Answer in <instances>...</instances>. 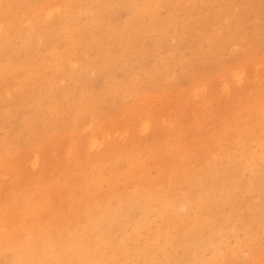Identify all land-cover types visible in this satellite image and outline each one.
<instances>
[{"label": "rangeland", "instance_id": "obj_1", "mask_svg": "<svg viewBox=\"0 0 264 264\" xmlns=\"http://www.w3.org/2000/svg\"><path fill=\"white\" fill-rule=\"evenodd\" d=\"M217 1L0 0V242L37 252L42 231L84 232L74 219L98 201L109 240L155 262L264 264V0ZM164 196L199 223L185 246L169 205L158 217Z\"/></svg>", "mask_w": 264, "mask_h": 264}, {"label": "bare ground", "instance_id": "obj_2", "mask_svg": "<svg viewBox=\"0 0 264 264\" xmlns=\"http://www.w3.org/2000/svg\"><path fill=\"white\" fill-rule=\"evenodd\" d=\"M182 1V0H181ZM218 1H221V0H218ZM217 1V3H219ZM230 1H232V5L233 6H235L234 4L236 3L235 2V0H230ZM237 2H241V0H236ZM9 2V1H8ZM11 2V1H10ZM17 2H18V0H17ZM26 2V1H25ZM193 2V1H192ZM19 3V2H18ZM24 3V2H23ZM23 3H21V4H23ZM178 3V2H177ZM29 4V3H28ZM180 4V3H179ZM184 4V3H183ZM182 4V5H183ZM220 4H221V2H220ZM251 4H253L254 5V3H251ZM260 4V2L258 3V5ZM162 5V4H161ZM212 5V4H211ZM227 5V4H226ZM229 5V7H230V4H228ZM231 5V6H232ZM245 5V4H244ZM12 6V5H11ZM21 6H23V5H21ZM25 6V5H24ZM26 6H28V5H26ZM179 6H181V5H179ZM212 6H214L215 7V5L213 4ZM211 6V7H212ZM236 6H237V9H238V5L236 4ZM242 6V5H241ZM29 7V6H28ZM187 7V6H186ZM222 7H224V6H222ZM242 7H244V6H242ZM217 8V7H216ZM216 8H215V13H217L216 12ZM226 8V7H225ZM225 8H222V9H225ZM246 8V7H245ZM54 9V8H53ZM205 9V8H204ZM218 9V8H217ZM221 9V8H220ZM244 9V8H243ZM49 10V9H48ZM51 10V9H50ZM59 10V9H58ZM77 10V9H76ZM198 10V9H197ZM201 10L203 11V8H201ZM206 10V9H205ZM227 10V9H226ZM230 10H232L231 9V7H230ZM229 10V11H230ZM235 10V9H234ZM233 10V11H234ZM47 11V10H46ZM54 11V10H53ZM74 11H75V9H74ZM187 11V10H186ZM207 11V10H206ZM209 11H212V9L210 10L209 9ZM208 11V12H209ZM220 11V10H219ZM239 11V10H238ZM246 11V10H245ZM24 12H25V10H24ZM44 12V11H43ZM48 12V11H47ZM76 12V11H75ZM171 12V11H170ZM179 12V11H178ZM196 12H201L200 11V9H199V11H196ZM204 12V11H203ZM203 12H201V13H203ZM221 12V11H220ZM46 13V12H45ZM50 13V12H49ZM77 13V12H76ZM234 13H236V12H234ZM192 14V13H191ZM194 14V13H193ZM198 14H200V13H198ZM221 14H223L222 12H221ZM203 15H205V14H203ZM214 16H218V15H215V14H213ZM226 15V14H225ZM233 15V14H232ZM231 15V16H232ZM250 15V14H249ZM88 16V15H87ZM198 16V15H197ZM222 16V15H221ZM236 16V15H235ZM238 16V15H237ZM138 17V16H137ZM199 17H201V16H199ZM203 17H205V16H203ZM100 18V17H99ZM217 18V17H216ZM224 17H222V19H223ZM197 19H199V18H197ZM203 19V18H202ZM64 20V19H63ZM182 20V19H181ZM208 20V19H207ZM211 20V19H210ZM5 21V20H4ZM51 21H52V19H51ZM130 22L131 21H133V20H129ZM220 21H221V19H220ZM219 21V22H220ZM52 22H54V21H52ZM204 22V21H203ZM226 22V21H225ZM234 22H235V20H234ZM202 23V22H201ZM200 23V24H201ZM230 23V22H229ZM134 24V23H133ZM200 26V25H199ZM24 27V26H23ZM31 27V26H30ZM228 27H230V26H228ZM14 28V27H13ZM27 28V27H26ZM24 29V28H23ZM28 29V28H27ZM50 29V28H49ZM202 29V28H201ZM37 30L39 31V29L37 28ZM83 30H85V29H83ZM228 30V29H227ZM1 31V30H0ZM21 31V30H20ZM81 31V30H80ZM93 31V30H92ZM216 31V30H215ZM230 31V30H229ZM235 31H237V30H235ZM22 32H23V30H22ZM225 32H227L226 30H225ZM29 33V32H28ZM81 33V32H80ZM234 33V32H233ZM34 34H36V33H34ZM37 34H39V33H37ZM46 34V33H45ZM49 34V33H48ZM90 34V33H89ZM95 34V33H94ZM213 34H214V32H213ZM230 34H231V32H230ZM247 34V33H246ZM26 35H27V33H26ZM97 35V34H96ZM190 35V34H189ZM28 36V35H27ZM45 36V35H44ZM98 36V35H97ZM232 36V35H231ZM34 37V36H33ZM47 37V36H46ZM232 37H234V36H232ZM232 37L230 38V40L228 41V42H230L231 41V39H232ZM105 38V37H104ZM107 38V37H106ZM206 38V37H205ZM35 39V38H34ZM223 40V39H222ZM83 41V40H82ZM226 41V40H225ZM226 41V42H227ZM61 42V41H60ZM143 42V41H142ZM77 43V42H76ZM75 43V44H76ZM77 44H79V42L77 43ZM22 45V44H21ZM143 45V44H142ZM230 45V44H229ZM80 46H81V42H80ZM85 46H83L82 48H84ZM90 47V46H89ZM88 47V48H89ZM222 47V46H221ZM79 48V47H78ZM223 48V47H222ZM70 49V48H69ZM226 49H228V48H226ZM78 50V49H77ZM76 50V51H77ZM81 51H82V49H80ZM84 50V49H83ZM16 52V51H15ZM84 54V51L82 52V55ZM97 54H98V52H97ZM216 54V53H215ZM81 55V56H82ZM68 56V55H67ZM84 57H85V55H83ZM2 57V56H1ZM47 57V56H46ZM66 57V56H65ZM69 57H71V56H68V58ZM76 58V57H75ZM35 59V58H34ZM40 59V58H39ZM38 59V60H39ZM67 59V58H66ZM70 59V58H69ZM36 60H37V57H36ZM48 60V59H47ZM69 61V60H68ZM84 60H82V62H83ZM86 61V60H85ZM39 62V61H38ZM90 62V61H89ZM34 63V62H33ZM253 63H254V59H253ZM41 64V63H40ZM83 64V63H82ZM14 65V64H13ZM21 65V64H20ZM24 65V64H23ZM65 65V64H64ZM19 66V65H18ZM29 66V65H28ZM52 66V65H51ZM83 66V65H82ZM104 66V65H103ZM91 67V66H90ZM19 68V67H18ZM261 70V69H260ZM29 71H30V69H29ZM38 71V70H37ZM48 71V70H47ZM27 72V71H26ZM79 72V71H78ZM236 72H237V70H236ZM65 73V72H64ZM240 72H238V75L240 76V74H239ZM251 73V72H250ZM248 73H246V75H247ZM57 75V74H56ZM226 75V74H225ZM232 75H233V77H235V78H238V77H236V76H238L236 73L234 74V72L232 73ZM243 75V74H242ZM240 76L239 78H241V77H243V76ZM250 75H252V74H250ZM48 76V75H47ZM55 76V75H54ZM60 76V75H59ZM89 76V75H88ZM224 76V75H223ZM57 77V76H56ZM231 77V75L229 76V78ZM246 77V76H245ZM245 77H243V78H245ZM27 78V77H26ZM218 78V77H217ZM226 78V80H228V77H225ZM232 78V77H231ZM23 79V78H22ZM44 80V79H43ZM81 80V79H80ZM245 80V79H244ZM28 81V80H27ZM40 81V80H39ZM229 81V80H228ZM230 81H231V79H230ZM254 82V81H253ZM236 83V82H235ZM242 84V83H241ZM251 84V83H250ZM226 85V84H225ZM3 86V85H2ZM2 86H1V88H2ZM205 86V85H204ZM27 87V86H26ZM193 87V86H192ZM227 87V86H226ZM235 87V86H234ZM238 87V86H237ZM251 87V86H250ZM61 88V87H60ZM42 89V88H41ZM54 89V88H53ZM232 89H234V88H232ZM207 90V89H206ZM228 90V89H227ZM197 91V90H196ZM231 91V90H230ZM198 92V91H197ZM234 92H236V91H234ZM206 94V93H205ZM46 95V94H45ZM44 95V96H45ZM71 96V95H70ZM81 96V95H80ZM46 98V97H45ZM203 98V97H202ZM38 99V98H37ZM44 99V98H43ZM15 100V99H14ZM35 100V99H34ZM72 101V100H71ZM46 102V101H45ZM112 102V101H111ZM74 103V102H73ZM25 107V106H24ZM254 107V106H253ZM23 108V107H22ZM262 108H264V107H262ZM258 109V108H257ZM76 110V109H75ZM27 111V110H26ZM254 116V115H253ZM45 117V116H44ZM7 118V117H6ZM20 123V122H19ZM60 124H62V123H60ZM56 125V124H55ZM135 126V125H134ZM240 127V126H239ZM144 128V127H143ZM168 128V127H167ZM261 128V127H260ZM262 129V128H261ZM244 130V129H243ZM21 133V132H20ZM49 133V132H48ZM231 134V133H230ZM234 134V133H233ZM226 136V135H225ZM218 137V136H217ZM226 138H228L229 139V135L228 136H226ZM257 138V137H256ZM218 139V138H217ZM227 139V140H228ZM191 140V139H190ZM226 140V141H227ZM204 141H207V140H204ZM212 141V140H211ZM224 142V141H223ZM219 143V142H218ZM222 143V142H221ZM225 143V142H224ZM234 144V143H233ZM223 145V144H222ZM230 147V146H229ZM228 147V148H229ZM222 148V147H221ZM224 148V147H223ZM222 148V149H223ZM237 148V147H236ZM202 151V150H201ZM234 151V150H233ZM221 151H219V153H220ZM228 153H230V150H229V152ZM232 154V153H231ZM208 155V154H207ZM211 155V154H210ZM220 155V154H219ZM230 155V154H229ZM233 155V154H232ZM239 155V154H238ZM238 155H234V156H238ZM103 156V155H102ZM217 156V155H216ZM202 157V156H201ZM206 157V156H205ZM29 158V157H28ZM199 158V157H198ZM30 159H32V158H30ZM29 159V160H30ZM209 159H210V157H209ZM209 159H208V161H209ZM214 159V158H213ZM231 159V158H230ZM229 159V160H230ZM237 159V158H236ZM28 160V161H29ZM31 161V160H30ZM107 162H109V161H107ZM207 162V161H206ZM215 162V161H214ZM232 162V161H231ZM236 162V161H235ZM91 163V162H90ZM222 163V162H221ZM92 164H94V163H92ZM200 164V163H199ZM204 164V163H203ZM210 164V163H209ZM231 164V163H230ZM237 164V163H236ZM24 165V164H23ZM223 165H225V163H223ZM88 166V165H87ZM232 166V165H231ZM234 166H237V165H234ZM113 167H114V165H113ZM227 167H228V165H227ZM239 167V166H238ZM225 169V168H224ZM229 169V168H228ZM231 169H232V167H231ZM230 169V170H231ZM88 171V170H87ZM100 171V170H99ZM207 171V170H206ZM101 172V171H100ZM100 172H98V173H100ZM211 171H209V173H210ZM228 172H230V171H228ZM20 173V172H19ZM97 173V174H98ZM188 173V172H187ZM194 172H192L191 174H193ZM207 173V172H206ZM84 174H87V172L85 173L84 172ZM96 174V175H97ZM90 175V174H89ZM95 175V176H96ZM207 175H209L208 173H207ZM82 176V175H81ZM91 176H92V174H91ZM26 177V176H25ZM97 177V176H96ZM96 177H94V179H96ZM93 178V177H92ZM196 178V177H195ZM25 179V178H24ZM104 179V178H103ZM134 180H136L135 178H134ZM140 181H142L143 182V180L142 179H140ZM163 182H164V180H162ZM141 182V183H142ZM144 182H146V181H144ZM196 182V181H195ZM208 182V181H207ZM160 183V182H159ZM198 183V182H197ZM86 184H90L89 182H87ZM138 185L140 184V183H137ZM136 184V185H137ZM137 185V186H138ZM141 186L142 185H147V184H140ZM153 185V184H152ZM160 185H162V184H160ZM261 185V184H260ZM76 186V185H75ZM86 186V185H85ZM97 186V185H96ZM165 186V185H164ZM200 186V185H199ZM238 186V185H237ZM87 187V186H86ZM155 187V186H154ZM194 187H195V185H194ZM207 188V187H206ZM211 188V187H210ZM148 189V194H147V199L149 200V201H153V200H155V198H157V197H154L155 195L157 196H161L160 195V193H159V191H158V189H152V187L151 188H147ZM160 189V191L163 189L164 190V187H162V189L161 188H159ZM174 189V188H173ZM202 189V188H201ZM224 190H225V188H223ZM110 190V189H109ZM144 190V189H143ZM176 190V189H175ZM113 191V190H112ZM188 191V190H187ZM190 191V190H189ZM188 191V192H189ZM194 191V190H193ZM198 191V190H197ZM196 191V192H197ZM200 191V190H199ZM205 191V190H204ZM111 192V191H110ZM116 192V191H115ZM145 192V191H144ZM174 192V191H173ZM177 192V191H176ZM6 194V193H5ZM4 194V195H5ZM100 194V193H99ZM120 194V193H119ZM262 194H264V193H262ZM87 195H89V194H87ZM90 195H91V193H90ZM109 195V194H108ZM191 195V194H190ZM247 195V194H246ZM166 196V195H165ZM165 196H164V198L163 197H161V198H159V200H163V199H165L164 200V202L165 203H161V206H157V204H156V206L158 207V211H156V212H158V217H159V215L161 216V217H164V215H165V210H164V208L162 207V206H166V205H169V208L171 209L170 210V216H171V218L172 217H175L176 215L178 216L177 217V219L176 220H178V224H179V226H181L180 228L182 229L181 231H177L175 234H176V236H174V237H180L179 238V240H177L178 241V243L176 242V244L177 245H182V246H185V245H183V244H186L187 243V241L189 240V238L187 239L186 237H185V234L186 235H192V234H197V232H198V230L200 229V226H198V222H194V223H192L191 222V225H192V227H191V225H189L190 224V221L189 220H187V219H185L184 217H185V215L184 216H179V214L177 213H175L176 212V207L175 206H179L180 204H178V203H176V200L175 199H172L171 197H170V199L168 198V197H166V198H168L167 200H166V198H165ZM168 196V195H167ZM192 196V195H191ZM202 196H204V194H202ZM207 196V195H206ZM17 197H18V195H17ZM114 197V196H113ZM8 199V198H7ZM87 199H88V196H87ZM92 199H94V197L92 196ZM101 199V198H100ZM108 199V198H107ZM194 199V198H193ZM85 200V199H84ZM90 200H91V198H90ZM86 201V202H88V204L87 205H89L90 203L89 202H91V201ZM102 200H105V199H103L102 198ZM146 200V199H145ZM93 201V200H92ZM148 201V202H149ZM157 201V200H156ZM105 202V201H104ZM106 202H107V200H106ZM168 202V203H167ZM187 202H188V200H187ZM220 202H221V204L223 205V204H227V203H230L231 204V202H232V194L231 193H228V194H224L223 196H221V199H220ZM249 202V201H248ZM85 203V202H84ZM131 203V202H130ZM133 203V202H132ZM206 203V202H205ZM204 203V204H205ZM24 204V203H23ZM67 204V203H66ZM114 204H116V203H114ZM153 204V203H152ZM166 204V205H165ZM181 204L182 205H184V206H186L185 204H184V202H181ZM189 204V203H188ZM203 204V205H204ZM209 204V203H208ZM191 205H193V204H191ZM198 205H202V203H201V201H200V203L198 204ZM228 205V204H227ZM69 206V205H68ZM90 206V205H89ZM110 206H111V204L110 203H107V204H102V203H100V202H98V201H94L93 202V208L91 207L88 211H86L85 210V208L87 207V206H85L84 205V210L85 211H83L82 213H80V214H78L77 216H76V218L74 219V223H77V222H79V223H81V224H83L85 227H83V229L82 230H85L84 232H82V233H80V234H78V233H75V231H73V230H76V228L75 229H72L71 228V225H70V228L66 231V233H64V235L63 236H59L58 234H55V235H52V234H50L49 232L47 233L46 231H42L41 233H39V236H40V241H41V244L42 245H44V246H42L39 250H37V252H36V250L33 248V245L30 243V242H28V241H23L22 239H17V238H15V237H13L12 235H10V236H8V237H6V238H4L1 242H0V257L4 254V253H6L7 251L8 252H10L11 253V256H10V253H9V257H8V259L6 258L5 260H3V258L1 259L0 258V264H127L128 262H130V258H132L131 257V254H132V256H134V255H136L137 256V258H139L138 260H139V262L138 263H135V264H170V262H173L174 260L172 259V257H165V259H164V261H163V263H160V261L159 262H155L154 261V258H153V255H154V251H151V250H147V249H144V248H140V247H137V246H133V247H130V248H127V247H125V245H124V243L121 241V240H119L118 242H116L115 244H113L110 240H109V237L107 236V233H109V229L111 228L110 227V225H113V226H115V225H117V223H115V225H114V217L115 216H111L110 217V215H109V217H105V218H107L106 220H107V224L109 223L108 221H110V225H107L106 223H105V221L103 220V216H102V214H100V212H99V210H98V208H103V209H105L104 211L105 212H107L108 213V210H109V208H110ZM133 206V205H132ZM137 206V205H136ZM152 206V205H151ZM229 206V205H228ZM7 208H8V206H6ZM114 207V206H113ZM117 207H120L119 205H117ZM156 207V208H157ZM189 207V206H188ZM199 207V206H198ZM204 207V206H203ZM223 207H224V205H223ZM143 208V207H142ZM148 208V206H146V209ZM154 208V207H153ZM152 208V209H153ZM179 208V207H178ZM185 208V207H184ZM196 208H197V206H196ZM149 209H151L150 207H149ZM166 209V208H165ZM190 209V208H189ZM188 209V210H189ZM217 210H216V212H213V213H215V215H214V217H215V222H217L218 223V226L220 227V225H222L221 224V219L219 220L218 218H217V214L220 212V210H221V207H219V208H216ZM220 209V210H219ZM112 210H114V209H112ZM117 210H119V209H117ZM122 210V209H121ZM124 210V209H123ZM157 210V209H156ZM167 210V209H166ZM181 210V209H180ZM191 210H194V209H191ZM214 210V209H213ZM33 211V210H32ZM77 211H79V210H77ZM143 211V210H142ZM175 211V212H174ZM246 211V210H245ZM115 212H117V211H115ZM169 212V211H168ZM226 212V211H225ZM234 212V211H233ZM77 213V212H76ZM114 213V212H113ZM119 213V212H118ZM138 213V212H137ZM186 213H188V211L186 212ZM201 213H203V212H201ZM22 214V213H21ZM143 214V213H142ZM168 215H169V213H167ZM174 214H176L175 216H174ZM36 215V214H35ZM124 215H126V213L125 214H123V216ZM173 215V216H172ZM187 215V214H186ZM198 215V214H197ZM213 215V214H212ZM50 216V215H49ZM70 216V215H69ZM167 216V215H166ZM170 216H168L169 218H170ZM188 218H190V217H192L191 216V213L189 212L188 213ZM16 218V217H15ZM128 218V217H127ZM166 218V217H165ZM221 218V217H220ZM45 219V218H44ZM64 219H66V218H64ZM117 219V218H116ZM135 219V218H134ZM175 219V218H174ZM174 219H173V222H174ZM195 219V218H194ZM200 218H199V216H198V220H199ZM217 219L219 220V221H217ZM5 220H7V218L5 219ZM4 220V221H5ZM17 220V219H16ZM164 220H166V219H164ZM186 220V221H185ZM193 220V219H192ZM116 221V220H115ZM167 221H169V220H167ZM172 221V220H171ZM16 222H18V220L16 221ZM40 223V222H39ZM51 223V222H50ZM165 223H167V222H165ZM52 224V223H51ZM150 224V223H149ZM176 224V223H175ZM48 225V224H47ZM189 225V226H188ZM56 226H57V224H56ZM55 226V227H56ZM60 226V225H59ZM173 226V225H172ZM233 226V225H232ZM116 227V226H115ZM175 227V226H174ZM191 227V228H190ZM195 227H196V229H195ZM227 227V226H226ZM50 228V227H49ZM85 228V229H84ZM112 228H114V227H112ZM176 228H178V227H176ZM179 228V229H180ZM12 229V228H11ZM169 229V228H168ZM188 229V230H187ZM219 229V228H218ZM50 230V229H49ZM56 230H57V227H56ZM191 230V231H190ZM54 231V230H53ZM166 231V230H165ZM167 231H169V230H167ZM192 231H194L193 233H191ZM39 232V231H38ZM140 231H138V230H135V231H133L131 234H133L135 237H137V235H138V233H139ZM149 233V232H148ZM214 233V232H213ZM28 234V233H27ZM111 234V233H110ZM198 234H199V232H198ZM35 235V234H34ZM132 235V236H133ZM150 235V234H149ZM149 235L147 236V238L149 237ZM204 236V235H203ZM216 236V235H215ZM22 237V236H21ZM25 237V236H24ZM91 237H93L94 239H95V243H93V245H89V238H91ZM189 237H191V236H189ZM2 238V237H1ZM0 238V239H1ZM113 237H111V239H112ZM134 238V237H133ZM138 238V237H137ZM165 238V241L167 242V243H169L170 245H173V243H170L169 241H168V239H167V235L164 237ZM192 238V237H191ZM197 240V239H196ZM35 241H36V239H35ZM112 241H115L114 239L112 240ZM174 242V243H175ZM199 242V241H198ZM33 243V242H32ZM159 243V242H158ZM190 243V242H189ZM39 244V243H38ZM140 245V244H139ZM156 245V244H155ZM154 245V246H155ZM165 245V244H164ZM141 246V245H140ZM197 244L196 243H194V242H192V239H191V243H190V245L188 244V246H186L187 247V251L188 252H195V250L197 249ZM37 247H39L38 245H37ZM148 248V247H147ZM107 249V250H106ZM183 249V248H182ZM184 250H185V248H184ZM68 254V256H63L64 254ZM160 254V253H159ZM192 254V253H191ZM236 254V253H235ZM234 254V255H235ZM164 255V254H163ZM167 256V255H166ZM226 256V255H225ZM230 256V255H229ZM228 255H227V258H226V260H227V262H228V259L230 258ZM238 256V255H237ZM11 257V258H10ZM185 257V256H184ZM218 257V256H217ZM235 257V256H234ZM257 257V256H256ZM10 258V259H9ZM48 258H52L51 259V261H49L48 260ZM174 258V257H173ZM223 258V257H222ZM156 259V258H155ZM185 259V258H184ZM189 259V258H188ZM219 259V258H218ZM134 260V259H133ZM181 261V260H180ZM213 261V260H212ZM222 261V260H221ZM220 261V262H221ZM234 261V260H233ZM215 262V261H214ZM219 263V262H218ZM237 263H238V261H237ZM181 264V263H180Z\"/></svg>", "mask_w": 264, "mask_h": 264}]
</instances>
